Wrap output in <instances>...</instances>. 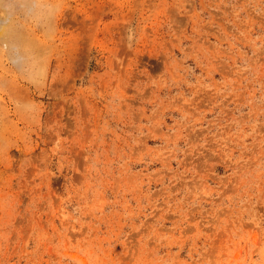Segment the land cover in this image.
<instances>
[{"label": "rangeland", "instance_id": "rangeland-1", "mask_svg": "<svg viewBox=\"0 0 264 264\" xmlns=\"http://www.w3.org/2000/svg\"><path fill=\"white\" fill-rule=\"evenodd\" d=\"M0 264H264V0H0Z\"/></svg>", "mask_w": 264, "mask_h": 264}]
</instances>
